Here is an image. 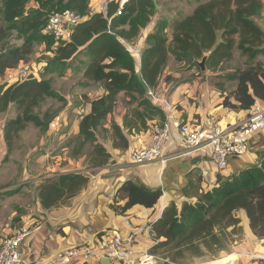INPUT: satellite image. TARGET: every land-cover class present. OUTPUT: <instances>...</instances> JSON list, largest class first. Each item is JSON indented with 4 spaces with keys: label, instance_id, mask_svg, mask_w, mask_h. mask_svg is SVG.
Returning <instances> with one entry per match:
<instances>
[{
    "label": "trees",
    "instance_id": "1",
    "mask_svg": "<svg viewBox=\"0 0 264 264\" xmlns=\"http://www.w3.org/2000/svg\"><path fill=\"white\" fill-rule=\"evenodd\" d=\"M30 0H2L0 12V114L12 105L16 117L7 120L2 128L8 151L18 134L27 124L44 132L52 119L49 111L35 113L47 99L63 102L47 80L32 75L14 84L2 81L4 72L28 62L35 44H44L52 55L47 63L49 70H60L79 52L85 51L89 62L83 79L100 85L103 95L92 101L90 113L82 116L78 124L77 150L87 144L91 147L87 162L99 169L107 164L109 153L97 142L95 131L111 114L117 96L123 93L128 99L122 128L111 123L114 149L128 148L127 135L146 131L154 120L161 123L165 114L152 104L136 77V67L123 42H129L144 27L154 13L153 0H129L119 7L110 2L105 14L91 13L88 0H35L36 9L26 6ZM264 0H208L193 12L171 24V42L164 37L167 23L159 22L153 35L147 37L148 47L140 57L139 72L144 84L152 91L171 55L177 63L192 68L207 56V65L216 66L231 59L236 48L249 58L245 68L236 71L230 79L237 81L232 97H222L221 106L232 111H248L256 101L264 103V64L252 61L264 57V31L257 25ZM73 11L79 22L70 31L68 39L54 47L53 38L43 33L46 11ZM75 14V15H76ZM129 25L127 31L121 29ZM11 32L21 45L10 44ZM87 179L79 173L60 174L46 179L38 188V198L44 209L65 204L85 187ZM161 197V191L148 190L127 180L116 190L113 211L126 214L139 205L152 209ZM119 201H125L118 206ZM239 211H244L249 228L257 240H264V158L257 166L239 171L221 181L212 189L202 192L194 203H183L180 209L174 204L166 207L160 218L148 224L153 245L148 250L155 261L164 264H194L195 260H215L228 252L230 246L241 239Z\"/></svg>",
    "mask_w": 264,
    "mask_h": 264
},
{
    "label": "crops",
    "instance_id": "2",
    "mask_svg": "<svg viewBox=\"0 0 264 264\" xmlns=\"http://www.w3.org/2000/svg\"><path fill=\"white\" fill-rule=\"evenodd\" d=\"M110 2L119 4L120 0H89L88 8L91 13L105 14ZM153 5L155 9L150 21L139 28L131 41L123 42L132 49L136 71L139 69L141 54L148 47L147 37L154 34L156 25L161 21L167 23L163 34L169 44L172 39V22L189 16L198 6L195 4L187 10L179 7L168 9L157 4L156 0H153ZM262 12L261 19L257 18L256 23L264 31ZM121 29L127 31L129 25L124 24ZM89 59L85 51L79 52V107L65 104L52 117L46 131L41 132L31 123L27 124L8 151L2 128L7 120L16 117V112L10 105L5 113L0 114V241L20 227L32 228V233L19 247L23 264L46 262L58 253L74 247L92 245L103 233H117L123 239L133 236V253L136 258H140L153 245L148 224L157 221L166 207L174 204L180 209L185 202L194 203L202 192L212 189L241 170L257 166L264 158V130L249 137L248 151L244 156L228 158L225 170H219L212 163L208 150L189 152L184 149L180 137L172 132L171 138L162 148L160 160L133 164L129 159L130 153L146 146L152 126L161 122H150L143 132L134 133L132 130V134L127 135L128 148L114 149L111 123L123 129V117L127 111L125 106L128 99L120 93L113 112L101 122L109 138L103 139L95 132L97 142L109 153L110 159L102 168L89 169L87 158H79V152L74 154L78 146L79 121L82 116L90 113L88 101L104 93L100 85L92 89L94 83L82 77ZM249 62V58L235 48L229 61L216 66L205 64L202 72L199 67L189 68L177 63L169 55L157 85L152 90L158 102L155 106L161 108L166 118L172 117L181 124L187 123L193 127L204 129L209 116H214L223 126L238 125L245 121L247 111L227 110L220 104L222 97L227 96L236 105L232 95L237 81L230 77L244 69ZM252 63L264 64V57L257 56ZM34 78L45 80L37 75ZM83 98L88 100L87 104H84ZM160 103L166 105L160 107ZM126 131L123 129L124 133ZM69 137H73L71 140L76 145L71 150L64 148L62 151L71 155L67 157L63 154L62 158L52 154L51 142L56 141L58 144L60 140ZM75 155L78 156L77 161L72 162ZM68 173L84 175L87 179L85 187L65 204L44 209L37 188L48 178ZM127 180L148 190L161 191V197L154 208L145 209L136 205L124 215L113 211L116 190ZM124 203L119 201L117 205L122 206ZM237 217L240 220L241 239L229 247L231 257L237 259L238 264H264V240L259 241L252 234L244 211H239ZM74 264L100 263L79 261Z\"/></svg>",
    "mask_w": 264,
    "mask_h": 264
},
{
    "label": "built area",
    "instance_id": "3",
    "mask_svg": "<svg viewBox=\"0 0 264 264\" xmlns=\"http://www.w3.org/2000/svg\"><path fill=\"white\" fill-rule=\"evenodd\" d=\"M128 1L120 0L119 7ZM79 20V17L71 11H53L47 16L43 33L50 35L57 45L68 39L71 31L69 27L76 26ZM125 47L131 54V47L129 45ZM28 76L29 73L24 65H19L6 70L2 81L14 84L27 79ZM147 95L155 105L157 99L153 91H149ZM163 105L166 104L160 103V107ZM262 130H264V104L260 101H256L247 111L245 121L234 126L220 125L214 116L207 117L204 129L187 123L181 124L172 117H165L162 123L152 126L149 143L134 149L129 159L136 165L160 160L164 144L171 138L172 132H175L180 137L184 149L189 152L208 150L212 163L219 170H225L228 158L244 156L248 151L249 137ZM32 231V228L23 226L0 241V264H23L19 247ZM133 242V236L123 239L117 233H103L92 245L74 247L58 253L51 260L37 261L34 264H74L79 261L100 263L102 260H108L111 264H156L155 259L148 252L136 258L133 253ZM226 264H238V261L230 260Z\"/></svg>",
    "mask_w": 264,
    "mask_h": 264
},
{
    "label": "rangeland",
    "instance_id": "4",
    "mask_svg": "<svg viewBox=\"0 0 264 264\" xmlns=\"http://www.w3.org/2000/svg\"><path fill=\"white\" fill-rule=\"evenodd\" d=\"M65 2L67 0H64ZM208 0H156V3L159 5L164 6V8L168 9H174V8H182L183 10H187L191 8L195 4H201ZM89 5V0H88ZM264 6V1H263ZM38 8V4L35 2V0H30L29 3L26 6V11L28 9H36ZM2 10V0H0V12ZM55 11V9H50L46 11V15H49V13ZM73 12V11H72ZM76 14L75 12H73ZM264 13V7L263 12ZM77 15V14H76ZM1 18V15H0ZM261 19V16L259 17ZM11 39L10 44L20 46L21 41L15 40V33L11 32ZM54 43V47H55ZM52 55L46 52L45 45L44 44H35L34 47H32V54L28 57V62L24 64V67L26 68L29 75L38 76L41 79L47 80L51 88L56 91L61 97H63V102L54 100V99H47L38 110H35V113H43L44 111H49L52 116L60 112L65 104L71 103L72 106L77 105L79 107V79H81V72L79 71V55H76L72 60L68 61L64 64V66L60 70H49V66H47V63L51 61ZM98 85L93 84L91 87L92 89H97ZM65 97V98H64ZM85 97V96H84ZM66 99V100H65ZM84 104H87V99L83 98ZM101 138L108 139L109 135L107 134V130H105L100 124V126L95 131ZM73 137H69L68 139H62L60 140V143H56V141L51 142V148H52V154L60 155L63 158V154H66L67 157H69L70 153H64L62 151L64 148L71 150V147H75V142L71 140ZM91 151V147L87 144L82 148V150L79 153V158L81 156L83 158H87L88 154ZM74 156V154H73ZM78 156L75 155L71 159L72 162L77 161ZM84 159V160H85ZM88 168L91 167L88 165ZM87 168V169H88ZM58 171V170H56ZM229 254V255H228ZM228 254L221 253L218 255V257L215 260H208V259H200L195 260L194 264H224L228 260H235V258H232L231 249H228ZM228 257V258H226ZM156 264H164L163 260L157 259Z\"/></svg>",
    "mask_w": 264,
    "mask_h": 264
},
{
    "label": "water",
    "instance_id": "5",
    "mask_svg": "<svg viewBox=\"0 0 264 264\" xmlns=\"http://www.w3.org/2000/svg\"><path fill=\"white\" fill-rule=\"evenodd\" d=\"M74 27L75 26H70L69 29L70 30H73ZM206 62H207V56H204L203 59L198 63V67L200 68V70L202 72H204V70H205V64H206ZM136 77H137V80H138L139 84L143 87V90H144L145 94H148L149 93V89L144 84V82H143V80L141 78V74H140V72L138 70L136 71ZM100 264H111V263L108 260H102L100 262Z\"/></svg>",
    "mask_w": 264,
    "mask_h": 264
},
{
    "label": "bare ground",
    "instance_id": "6",
    "mask_svg": "<svg viewBox=\"0 0 264 264\" xmlns=\"http://www.w3.org/2000/svg\"><path fill=\"white\" fill-rule=\"evenodd\" d=\"M228 261H230V260H228ZM228 261H226V262H228ZM226 262L224 264H226Z\"/></svg>",
    "mask_w": 264,
    "mask_h": 264
}]
</instances>
